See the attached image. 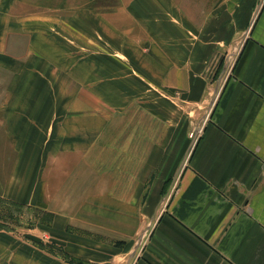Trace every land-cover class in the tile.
I'll return each mask as SVG.
<instances>
[{
	"label": "crops",
	"instance_id": "0c3cea01",
	"mask_svg": "<svg viewBox=\"0 0 264 264\" xmlns=\"http://www.w3.org/2000/svg\"><path fill=\"white\" fill-rule=\"evenodd\" d=\"M0 264H264V0H0Z\"/></svg>",
	"mask_w": 264,
	"mask_h": 264
},
{
	"label": "water",
	"instance_id": "95a60500",
	"mask_svg": "<svg viewBox=\"0 0 264 264\" xmlns=\"http://www.w3.org/2000/svg\"><path fill=\"white\" fill-rule=\"evenodd\" d=\"M197 133H198L197 130L194 131V133H193V135H192V138H191V141H190V144H189V146H188V149H187L186 155H187L188 151L192 148V146H193V144H194V142H195V139H196V137H197ZM186 155H185V157H186ZM185 157H184V159H185Z\"/></svg>",
	"mask_w": 264,
	"mask_h": 264
},
{
	"label": "rangeland",
	"instance_id": "374dc122",
	"mask_svg": "<svg viewBox=\"0 0 264 264\" xmlns=\"http://www.w3.org/2000/svg\"><path fill=\"white\" fill-rule=\"evenodd\" d=\"M200 126H201V124H200V122H198L195 131H196V130L198 131L199 128H200ZM193 133H194V131H193L192 134H191V138H192Z\"/></svg>",
	"mask_w": 264,
	"mask_h": 264
}]
</instances>
